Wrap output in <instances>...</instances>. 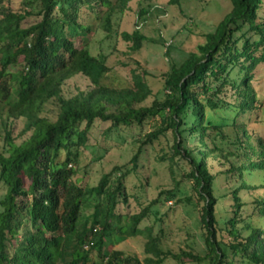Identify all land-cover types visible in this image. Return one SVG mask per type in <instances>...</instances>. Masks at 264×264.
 <instances>
[{"label":"trees","instance_id":"1","mask_svg":"<svg viewBox=\"0 0 264 264\" xmlns=\"http://www.w3.org/2000/svg\"><path fill=\"white\" fill-rule=\"evenodd\" d=\"M21 1L24 7L17 11L11 0H0V185L5 189L0 264H142L107 250L137 235L145 236L144 252L151 256L145 264L167 257L179 264H264V183L252 185L245 177L264 170V142L247 132L244 121L256 108L253 69L264 63L263 0H230V10L202 35L195 51L179 64L169 62L161 97L150 105H143L151 95L146 71L131 68L122 84H104L111 69L106 57L88 49L90 37L110 32L115 11L129 0ZM30 17L38 20L23 26ZM121 36L132 52L146 41L138 29ZM75 75L86 77L91 87L63 96L62 86ZM218 110H229L233 117L210 118ZM150 118L161 122L143 143L171 133L168 158L183 163L181 176L202 203L203 255L163 251V225L159 234L141 227L150 215L156 217L162 194L173 197L171 190L160 192L138 213L117 212L128 201L125 177L137 169L140 146L130 168L115 167L94 186L79 176L94 122L109 123V131L140 127ZM11 119L23 120L19 141L11 136ZM224 127L232 128L233 140ZM191 138L195 142L189 147ZM217 138L227 147L218 146ZM216 163L224 167L218 173ZM218 174L236 184L221 197L214 194ZM221 212L225 215L217 217Z\"/></svg>","mask_w":264,"mask_h":264},{"label":"rangeland","instance_id":"2","mask_svg":"<svg viewBox=\"0 0 264 264\" xmlns=\"http://www.w3.org/2000/svg\"><path fill=\"white\" fill-rule=\"evenodd\" d=\"M111 1L114 4L116 2ZM168 1L129 0L123 10L115 11L111 31L107 33L97 31L90 37L91 41L88 44V49L93 55H105L107 65L111 68L103 79L104 84L114 86L122 84L123 79L129 77L127 73L131 68L138 67L147 72L145 79L151 89V95L143 105H150L155 98L161 97L163 75L169 68V62L179 64L189 52L195 51L197 45L204 41L202 35L212 32L231 7L230 0H179L178 5L167 4ZM10 7L19 11L24 6L21 0H11ZM259 13L261 16L264 14V0ZM37 20V17L27 18L23 26ZM135 29H138L146 41L140 50L132 52L129 48L130 43L124 41L121 34L132 33ZM166 49L168 56L165 55ZM252 73L251 86L257 99L256 108L248 117L247 115L244 117V121L247 132L264 142V63L258 64ZM90 87L86 77L75 75L66 80L61 93L65 97H70L79 91H87ZM223 111L218 110L210 118L219 121L221 117L229 116L230 119L233 117L229 110L225 113ZM160 122L158 118H150L140 127H120L109 131V123L94 122L82 149L78 173L82 176L83 183L94 186L103 174L114 170L115 167L130 168L131 158L140 146L137 169L125 177L128 201L126 204L118 205L117 212L119 215L138 213L149 201L157 198L160 192L171 190L173 197L162 194L156 207V217L150 215L147 221L141 223V227L150 226L154 234H159V229L163 225L159 243L163 251L168 250L176 254L186 251L203 255L205 248L200 238L202 231L199 222L202 203L196 201L190 182L181 176L183 163L178 160L171 163L168 158L173 142L171 133L167 132L165 136H160L151 145L143 143L146 134L156 130ZM10 123L11 136L19 141L22 138L23 120L11 119ZM223 132L228 139L233 140L234 133L231 127H224ZM1 137L0 129V145ZM194 142L191 138L187 146H194ZM216 144L223 148L227 147L219 138L216 139ZM222 165L214 164L213 171L218 173L223 170ZM245 177L252 185L262 184L264 170L252 172ZM235 185L223 174H218L214 194L217 197L224 196ZM4 192V187L0 185V197ZM188 198L191 200L188 201ZM227 202L225 199L224 203ZM152 209L155 210L154 207ZM87 210H84L85 214ZM224 215L223 212L216 214L217 217ZM158 217H162V220L160 221ZM145 241L144 235L128 237L107 247V250L120 252L125 257H136L145 264L147 257H151L144 252ZM151 264L179 262L167 257L160 263Z\"/></svg>","mask_w":264,"mask_h":264}]
</instances>
